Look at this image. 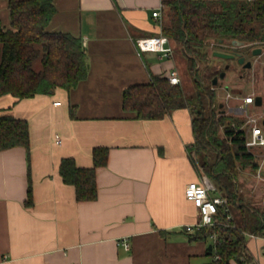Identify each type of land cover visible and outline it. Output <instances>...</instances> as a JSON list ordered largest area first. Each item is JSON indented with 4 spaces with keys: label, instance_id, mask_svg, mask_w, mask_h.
<instances>
[{
    "label": "crops",
    "instance_id": "0c3cea01",
    "mask_svg": "<svg viewBox=\"0 0 264 264\" xmlns=\"http://www.w3.org/2000/svg\"><path fill=\"white\" fill-rule=\"evenodd\" d=\"M164 1L55 0L47 30L82 39L88 75L70 90L16 103L0 97V114L27 120L30 137L29 151H0V264H211L213 239L194 240L186 229L199 214L185 188L208 178L189 149L190 109L137 119L122 104L127 87L178 69L174 45L170 57L135 46L163 33ZM10 22L8 1L0 0V25ZM96 147L108 149L107 164L96 169L98 196L78 201L59 166L73 158L93 167ZM246 239L252 264H264V236Z\"/></svg>",
    "mask_w": 264,
    "mask_h": 264
},
{
    "label": "trees",
    "instance_id": "16d2710c",
    "mask_svg": "<svg viewBox=\"0 0 264 264\" xmlns=\"http://www.w3.org/2000/svg\"><path fill=\"white\" fill-rule=\"evenodd\" d=\"M7 1L11 22L9 27L0 25V97L11 94L16 103L57 88L70 90L86 79L82 39L47 30L56 13L55 0ZM163 5L162 32L186 58L194 92L188 94L168 77L154 75L152 82L124 90L123 109L137 119H161L175 109H190L194 143L189 149L195 152V166L227 198L232 213L231 220L220 214L217 224L196 227L190 236L194 240L216 236L211 264H252L245 233L264 236V209L244 199L239 176L244 170H256L258 163L246 146L240 119L217 107L213 74H202L199 64H207L205 48L211 44L264 43V0H165ZM18 146L29 151L27 120L0 114V151ZM93 160L90 168L78 167L73 158L60 163L59 173L75 187L78 201L97 198L96 169L107 164L108 149L94 148ZM31 198L30 185L28 201Z\"/></svg>",
    "mask_w": 264,
    "mask_h": 264
},
{
    "label": "built area",
    "instance_id": "2783aa9c",
    "mask_svg": "<svg viewBox=\"0 0 264 264\" xmlns=\"http://www.w3.org/2000/svg\"><path fill=\"white\" fill-rule=\"evenodd\" d=\"M161 9L153 12L154 17L162 15ZM135 46L138 52H157L164 57H170L174 54V47L170 38L161 33L157 36H149L139 38L135 41ZM171 84H179L181 81L179 70L174 67L169 76ZM60 102H57L59 104ZM254 104V96L249 95L243 97V102L236 108L238 113L244 114L249 110V106ZM246 146L252 148H264V130L258 124L257 119L249 118V128L246 130ZM56 143H61V137L55 136ZM185 198L190 201L197 209L199 221L194 225H188V231L196 227L213 226L218 223V215L224 216L226 220L232 219V213L229 208V203L218 188L211 182L209 178H203L200 181H191L185 188ZM245 236L250 239L258 238L259 235L245 233ZM214 241L217 240L215 235H212ZM126 249H129L130 244L127 240L120 241Z\"/></svg>",
    "mask_w": 264,
    "mask_h": 264
},
{
    "label": "rangeland",
    "instance_id": "374dc122",
    "mask_svg": "<svg viewBox=\"0 0 264 264\" xmlns=\"http://www.w3.org/2000/svg\"><path fill=\"white\" fill-rule=\"evenodd\" d=\"M228 47L224 45H208L205 50L208 52V62L205 66L199 64V68L202 74L211 75L214 72L219 71V69L223 66L224 62L227 61L225 58H221L218 56H214L213 52L215 51H225ZM176 58L178 61V70L180 73V85L184 88L185 92L191 94L194 92V81L191 74L188 71V63L186 58L182 55V53L177 49ZM261 58V57H260ZM241 67L237 63H235L234 69L232 72H229L226 79L222 80L220 83V87L217 86L216 91V105L220 110L224 111L226 115L235 116L239 118L241 121V128L248 130L249 128V118L253 117L257 119L258 124L263 128V109L257 107L252 104L249 106V110L247 113L241 114L236 111V108L243 102V97L253 95L251 88L245 90L242 95H235L234 98L228 99L226 97L227 92L224 90L225 85L232 86L234 84L239 85L240 82L237 80L238 70ZM250 77H252L253 71L247 70ZM264 79V74L260 72L259 78V87L263 90L262 81ZM210 80V76H209ZM208 80V81H209ZM207 82V81H206ZM222 105V107H220ZM230 108L233 111H230ZM220 134H223L222 129L220 130ZM253 152L256 161L258 163V167L256 170H244L239 176L240 182V193L244 197L246 201H248L251 205L260 207L264 209V148H252L249 149Z\"/></svg>",
    "mask_w": 264,
    "mask_h": 264
},
{
    "label": "flooded vegetation",
    "instance_id": "af4514ba",
    "mask_svg": "<svg viewBox=\"0 0 264 264\" xmlns=\"http://www.w3.org/2000/svg\"><path fill=\"white\" fill-rule=\"evenodd\" d=\"M220 44L228 47L225 51L220 52L233 54L234 57L226 59L227 61L224 62L223 66L219 69V71L214 72L212 76V83L215 78H217V80L216 84H213V89L216 90L217 86L220 87V83H222L221 81L226 79L228 73L233 71L235 63H237L239 67H241L240 70H238L239 72L237 74V80L240 82V84H234L232 86L225 85L224 90L227 92L226 97L230 99L234 98L235 95L240 96L249 87L251 88L254 96V105L262 108L264 114V88L262 90L259 87L260 72L264 74V43H246L238 49H233L234 45L232 44V42H225ZM241 57H244L243 63H239V59ZM247 63H250L251 66L246 67ZM247 70L253 71L252 77L249 76ZM221 73H224L223 78L220 77ZM262 85L264 87V79L262 81ZM220 107H222V105H220ZM230 111H233V109L230 108ZM222 113L225 114V110L222 111Z\"/></svg>",
    "mask_w": 264,
    "mask_h": 264
},
{
    "label": "water",
    "instance_id": "95a60500",
    "mask_svg": "<svg viewBox=\"0 0 264 264\" xmlns=\"http://www.w3.org/2000/svg\"><path fill=\"white\" fill-rule=\"evenodd\" d=\"M232 44L234 45L233 49H238L239 47L244 45L243 42H239V41H233ZM213 54H214V56H218V57L225 58V59H230V58L234 57L233 54L226 53V52H220V51H215V52H213ZM243 62H244V57H241L239 59V63H243ZM250 66H251L250 63L246 64V67H250ZM220 77L223 78L224 77V73H221ZM216 80H217V78L214 79L213 84H216ZM262 123L264 125V120L262 121ZM210 249H212V246H210Z\"/></svg>",
    "mask_w": 264,
    "mask_h": 264
}]
</instances>
